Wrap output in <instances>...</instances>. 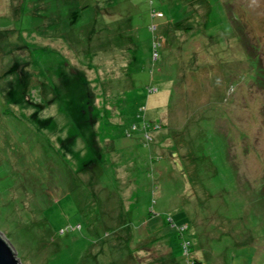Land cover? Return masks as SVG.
<instances>
[{"label": "rangeland", "instance_id": "obj_1", "mask_svg": "<svg viewBox=\"0 0 264 264\" xmlns=\"http://www.w3.org/2000/svg\"><path fill=\"white\" fill-rule=\"evenodd\" d=\"M0 228L22 264H264V0H0Z\"/></svg>", "mask_w": 264, "mask_h": 264}, {"label": "water", "instance_id": "obj_2", "mask_svg": "<svg viewBox=\"0 0 264 264\" xmlns=\"http://www.w3.org/2000/svg\"><path fill=\"white\" fill-rule=\"evenodd\" d=\"M0 264H22L16 246L8 235L0 228Z\"/></svg>", "mask_w": 264, "mask_h": 264}, {"label": "trees", "instance_id": "obj_3", "mask_svg": "<svg viewBox=\"0 0 264 264\" xmlns=\"http://www.w3.org/2000/svg\"><path fill=\"white\" fill-rule=\"evenodd\" d=\"M86 1H84V3L83 4H81L80 6H79V8H84V7H86L88 4L87 3H85ZM160 12V11H159ZM161 14H162V12H160ZM153 17H156V16H153ZM23 84V83H22ZM25 91V90H24ZM23 93V92H22ZM25 103H27V104H29V106H30V104L31 103H34V102H31V101H28L27 99H26V101H25ZM26 104V105H27ZM28 106V105H27ZM31 109H32V107H31ZM184 241H186V245H187V249L189 250V247H190V240H188V239H185ZM183 241V242H184ZM183 242L181 243V247H182V244H183ZM182 250H183V252H184V248L182 247ZM198 261L199 260H197L196 258H193V260H191L190 262H188L187 264H198Z\"/></svg>", "mask_w": 264, "mask_h": 264}, {"label": "built area", "instance_id": "obj_4", "mask_svg": "<svg viewBox=\"0 0 264 264\" xmlns=\"http://www.w3.org/2000/svg\"><path fill=\"white\" fill-rule=\"evenodd\" d=\"M182 247L184 248V253H186L188 251L186 241L183 242Z\"/></svg>", "mask_w": 264, "mask_h": 264}]
</instances>
